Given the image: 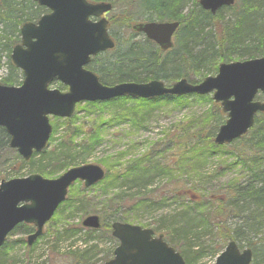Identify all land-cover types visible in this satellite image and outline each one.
Instances as JSON below:
<instances>
[{
  "label": "rangeland",
  "instance_id": "1",
  "mask_svg": "<svg viewBox=\"0 0 264 264\" xmlns=\"http://www.w3.org/2000/svg\"><path fill=\"white\" fill-rule=\"evenodd\" d=\"M191 6L192 0H186L183 11ZM113 30L121 41L144 40L142 35L132 34L130 30L115 26ZM129 34L134 36L131 38ZM6 73L2 60L0 83ZM20 80L19 77L14 83L15 86ZM207 97L209 99H189L181 103L161 104L147 112L140 104L122 99L97 105L82 103L75 108L70 118V129L76 135L72 136V144L70 143L68 149L63 150L59 146L65 131L63 119L55 120L51 117L50 123L52 127L56 126L57 132L54 141L47 146L45 155L38 154L31 161L24 162L17 158L14 150L7 146L1 147L0 181L38 172L48 173L52 170L57 171L54 175L56 177L70 167L87 164L99 165L106 171L103 161L110 167L109 172L117 175L125 163L140 159L150 151H154L153 156L159 161L158 164L167 169L163 173H173L170 176L155 177L151 184L142 189L145 198L152 201L166 200L163 207L144 210L133 209L134 193L138 189L131 187L130 183L122 184L123 180H119L117 185L111 188L97 185L83 189L81 184H75L68 198L73 193L77 198L70 209L63 213V221L56 224L48 222L40 239L29 249L25 245V235L19 230L9 235L6 249L0 250V264L12 261L15 264H103L118 243L109 234L96 232L90 235V242L84 244L83 241L87 240L89 235L81 228L80 223L88 215L113 214L114 208H122L121 216L126 217V222L131 225L147 227L155 230L157 234H162L183 254L188 264H214L216 255L226 246L228 237L234 235L230 230L239 223L235 217L228 216L225 209L222 210V215L217 214L218 207L221 204L226 205L225 191L230 183L238 180L243 182L247 176H252L240 166V161L242 162L243 158L250 159L252 154L247 152L243 141L213 151L206 150L210 148V143L205 137L210 126H213L208 117L214 111L212 105H215L211 96ZM258 99L264 101V95ZM92 135L99 140L100 145L93 151L85 150L84 146L90 143ZM197 141L201 144H197ZM237 155L240 156V161ZM189 159L196 161L197 166L187 163ZM200 160L203 162H199ZM117 161L119 162L115 164ZM183 197L185 203L189 198L205 208L199 213L195 211L183 216L177 203ZM187 205L194 207L193 204ZM127 209L131 210L125 213ZM227 230L230 234L223 240ZM262 237L263 228L259 234L250 233L244 240L237 238V243L246 248L247 244L252 246ZM89 247L92 248L91 252L82 260L81 252ZM77 253L79 254L75 255Z\"/></svg>",
  "mask_w": 264,
  "mask_h": 264
},
{
  "label": "water",
  "instance_id": "2",
  "mask_svg": "<svg viewBox=\"0 0 264 264\" xmlns=\"http://www.w3.org/2000/svg\"><path fill=\"white\" fill-rule=\"evenodd\" d=\"M49 9L34 23L20 28L21 41L10 55L12 64L20 69V86L0 85V127L9 136V147L27 161L33 152L42 151L49 139L48 116L68 118L77 103L107 101L119 97L150 99L163 95L183 96L212 93L227 119L215 137L216 145L229 144L252 127L254 116L264 113V103L255 100L264 93V56L221 63L215 76L192 85L181 79L170 87L157 80L146 83L124 82L104 86L86 70L90 57L112 49L107 21L100 18L111 10V4L86 0H33ZM199 6L215 14L229 7L234 0H198ZM91 18H100L92 21ZM179 22H148L132 26L161 50L172 47V35ZM54 80L68 88L67 92L48 89ZM103 170L97 165L70 168L58 178L45 179L32 174L0 183V246L7 234L20 223L32 224L36 231L27 237L30 246L42 233L58 205L65 199L68 187L76 180L84 187L102 180ZM82 226L98 229V216H87ZM112 236L119 241L114 258L105 264H185L181 256L168 247L159 236L139 226L115 222ZM251 252L239 251L231 241L216 258L215 264H250Z\"/></svg>",
  "mask_w": 264,
  "mask_h": 264
},
{
  "label": "trees",
  "instance_id": "3",
  "mask_svg": "<svg viewBox=\"0 0 264 264\" xmlns=\"http://www.w3.org/2000/svg\"><path fill=\"white\" fill-rule=\"evenodd\" d=\"M89 1L111 2L113 6L109 21L111 25L110 34L114 38L116 47L110 52L92 58L87 66L88 69L98 75L101 83L105 85L119 82L143 83L150 80H159L165 85H170L181 78L187 79L190 83H197L207 75L215 74L219 63L264 56V0H235L232 6L218 10L214 15L202 10L198 5V0H192V6L185 12L183 10L186 0ZM43 13L44 9L37 6L32 0H0V64L4 60L7 72L1 79L2 84L12 85L18 81L19 77L21 78V73L11 64L9 59L12 47L19 42V27L25 22L36 21ZM136 21H179L180 26L175 34L173 48L167 52H161L153 43L145 39L139 42H132V39L121 41L113 27L129 30L130 25ZM132 36L129 34V37L132 38ZM57 87L64 90V87L60 84H57ZM189 99L209 98L188 95L185 97L163 96L150 100H129L126 98L122 100L136 102L143 106L146 109L145 112H147L149 109L161 104L181 103ZM212 107L214 111L208 119L213 122V126H210L205 137L210 143V148L206 150L210 151L221 148L213 145L212 138L217 127L224 120L220 108L216 105H212ZM139 113H141V110H139ZM69 122L71 120L62 121L65 131H63L60 138L59 146L63 150L68 149V146L72 144V136L76 135L70 129ZM56 132L57 128L53 125L49 144L54 141ZM7 140V135L0 128V149L7 145ZM242 141L247 148V152L249 151L252 155H250V159L243 158L242 162L240 156L237 155V158L240 161V166L252 176H247L243 182L238 180L235 183H230L225 191L226 205L221 204L217 211V214L222 215V210L225 209L228 216L239 220L237 226L230 230L235 236L228 237L229 240L232 239L236 242L241 241L243 238L246 239L250 233L253 235L259 234L262 228L264 229V114H258L255 117L254 126L237 143ZM98 142L99 140L92 135L90 143L86 144L84 149L93 151L95 147L100 145V142ZM196 143L201 144L199 141ZM153 152L150 151L140 159H133L125 163L121 172L117 175H112L108 169L110 167L106 166L103 161V165L106 167V175L97 185H105V187L111 188L117 185L116 183L119 180H123L121 181L122 184L130 183L131 187L138 189L134 193L133 209L142 208L144 210L151 207L165 206V199L152 201L145 198L142 192V189L148 186L149 183L151 184L155 177L170 176L173 173V171L163 173L167 169L158 164L159 161L154 159ZM46 153L44 151L42 155ZM118 162H115V164ZM186 162L194 165L197 163L191 159ZM199 162H203V160ZM180 170L178 171L180 172ZM56 172V170H52L48 173H42L47 177H54ZM78 189L81 191L80 187ZM76 196L73 193L60 206L54 218L55 224L63 221V213L70 209L71 204L77 198ZM184 197L177 201L182 209L183 216L195 213V211L199 213L205 208L204 205L195 204L189 198L185 203ZM187 204H193L194 207ZM129 210L131 209L125 210V213ZM121 211L122 208H114L113 214L102 215V228L100 230L102 233H109L111 222H126V217L121 216ZM19 228H23L26 234L32 230L28 226H20ZM85 233L89 237H86L87 240L83 243L88 244L91 238L90 235H94L96 231H85ZM228 233L227 230L223 240H226ZM247 246L252 250V264H264V237L258 239L252 246H249V244ZM6 247L7 245L4 249ZM91 250L92 248L89 247L81 252L80 257L82 260ZM200 256L202 257V255ZM4 264H15V262H5Z\"/></svg>",
  "mask_w": 264,
  "mask_h": 264
},
{
  "label": "flooded vegetation",
  "instance_id": "4",
  "mask_svg": "<svg viewBox=\"0 0 264 264\" xmlns=\"http://www.w3.org/2000/svg\"><path fill=\"white\" fill-rule=\"evenodd\" d=\"M31 227V229L33 230V229H35V228H33L32 226H30ZM157 236H159V234H157V233H155V234H153V238H156ZM116 241V240H115ZM117 242V241H116ZM118 243V242H117ZM168 244V243H167ZM118 245V244H117ZM116 247V246H115ZM113 250H114V248L112 249V251H111V256L109 255V257H108V259L107 260H110L111 258H113L112 257V253H113Z\"/></svg>",
  "mask_w": 264,
  "mask_h": 264
}]
</instances>
